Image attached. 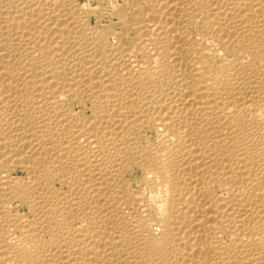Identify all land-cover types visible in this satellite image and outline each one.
I'll return each mask as SVG.
<instances>
[{
	"label": "bare ground",
	"instance_id": "6f19581e",
	"mask_svg": "<svg viewBox=\"0 0 264 264\" xmlns=\"http://www.w3.org/2000/svg\"><path fill=\"white\" fill-rule=\"evenodd\" d=\"M0 264H264V0H0Z\"/></svg>",
	"mask_w": 264,
	"mask_h": 264
}]
</instances>
